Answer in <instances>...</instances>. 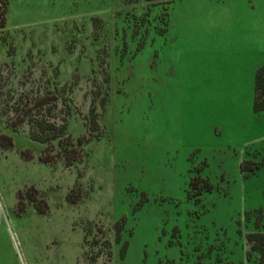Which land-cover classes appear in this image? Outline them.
Segmentation results:
<instances>
[{
    "label": "rangeland",
    "instance_id": "rangeland-1",
    "mask_svg": "<svg viewBox=\"0 0 264 264\" xmlns=\"http://www.w3.org/2000/svg\"><path fill=\"white\" fill-rule=\"evenodd\" d=\"M5 1L0 101L45 89L72 101L67 133L84 159L42 163L47 146L0 111V135L13 139L0 150V264H87L95 239L111 243L112 264H255L264 0ZM31 187L45 214L18 210Z\"/></svg>",
    "mask_w": 264,
    "mask_h": 264
},
{
    "label": "trees",
    "instance_id": "trees-1",
    "mask_svg": "<svg viewBox=\"0 0 264 264\" xmlns=\"http://www.w3.org/2000/svg\"><path fill=\"white\" fill-rule=\"evenodd\" d=\"M152 1V0H147ZM7 3L5 0H0V28H4L6 24V9L4 7ZM95 23L101 22L100 20H94ZM3 74H0V81L3 79ZM109 76L106 78V83L109 84ZM7 86V85H0ZM2 88V87H1ZM54 89H57L55 84ZM2 102L0 101V111L6 115V127L13 132L27 125L29 127V137L38 143L47 146L45 153L40 157V161L44 164L55 165L59 160H62L66 167H72L73 165L80 163L84 159V154L79 147L75 146L71 136L67 133L68 121L72 115V101H68L59 96L56 90H38V91H23L13 92L9 91L6 95H2ZM101 105H105L106 100L102 101ZM255 111L260 112L264 110V67L260 68L256 72L255 76ZM92 118L89 119V134L90 136L99 132L98 114H95V107L92 108ZM96 139L100 136L94 135ZM85 140V141H84ZM90 138H82L79 140L78 145L82 146L92 141ZM13 147V139L8 135H0V150L8 151ZM58 148V153L53 154L54 150ZM249 162L242 163L243 170L247 168ZM260 166L257 165L256 169ZM255 169L252 167V171ZM208 191H211L213 187L204 181ZM193 185V184H192ZM200 190L199 193H201ZM37 191L31 187L25 192H19V204L18 210L24 212L26 202L33 204L39 213L45 214L48 210L46 203H43L44 209L41 208V204L37 203L33 197ZM69 202L71 204H77L79 197L76 193H71L69 196ZM258 220L255 222L256 232L249 233L247 235V244L249 250L247 252L248 262H255V264H264V212H257ZM123 230V225L117 223L115 225V231L117 237L120 236ZM92 250L87 254V264H97V259L101 256L106 257V264L113 263V250L112 245L108 241L100 242L98 239L93 240L90 244ZM97 249V252L95 250ZM97 253V254H96ZM96 254V255H95ZM254 254L257 258H254ZM232 264V263H226Z\"/></svg>",
    "mask_w": 264,
    "mask_h": 264
},
{
    "label": "crops",
    "instance_id": "crops-1",
    "mask_svg": "<svg viewBox=\"0 0 264 264\" xmlns=\"http://www.w3.org/2000/svg\"><path fill=\"white\" fill-rule=\"evenodd\" d=\"M254 97H255V91H254Z\"/></svg>",
    "mask_w": 264,
    "mask_h": 264
}]
</instances>
